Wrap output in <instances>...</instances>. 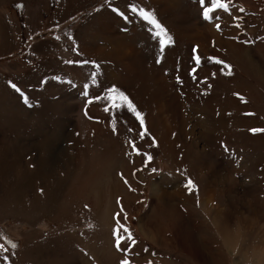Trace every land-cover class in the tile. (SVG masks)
Wrapping results in <instances>:
<instances>
[{"label":"rangeland","instance_id":"374dc122","mask_svg":"<svg viewBox=\"0 0 264 264\" xmlns=\"http://www.w3.org/2000/svg\"><path fill=\"white\" fill-rule=\"evenodd\" d=\"M132 3L173 37L163 53ZM213 15L199 0H0V264H264V0ZM112 86L143 127L88 104Z\"/></svg>","mask_w":264,"mask_h":264},{"label":"snow or ice","instance_id":"6c2138e0","mask_svg":"<svg viewBox=\"0 0 264 264\" xmlns=\"http://www.w3.org/2000/svg\"><path fill=\"white\" fill-rule=\"evenodd\" d=\"M110 3V0H109ZM199 5L202 7L203 9V18L206 21H211L214 18V13H216V11L218 9H222L225 12H229L230 8H231V0H208V2L206 3L205 0H199ZM128 7L130 8L132 13H138L140 17H142L145 21H148L149 24L154 26L155 29V36L159 38V43H160V48H161V53H163V50L165 48L166 45L172 44L173 41V37L168 33V30L157 20L154 12L152 11H148L145 10L143 7H138L137 4L132 3L130 5H128ZM114 11H117L119 13V15L121 17H123V19L125 21L129 20V17L127 15H125V13L123 11H120L119 9H113ZM240 11L243 12L244 9L241 7ZM216 19H219V17H216ZM215 27L217 28V30H220V24L216 23ZM56 39H60V37H56ZM193 51L195 52L196 49H193ZM195 59V63L197 66H199L201 64V57L199 55H196L194 57ZM210 60H213L215 63L217 64H224L225 68L229 69V74H231L230 72V65L225 64L224 61L219 60L215 57H210ZM159 62V61H157ZM66 63H74V61H66ZM79 63L81 64H88V63H92L93 66L97 69H99V65L95 63V61H88V60H83V61H79ZM196 73V68L192 69V75H193V79H195V74ZM214 75V74H213ZM96 76L97 73L93 72L91 75V80H92V84H96L97 80H96ZM177 80L179 81V77H177ZM11 83V82H10ZM11 86L17 91L21 93V96H23L24 99V103L28 104L29 106H31L29 104V98L28 96L24 95L23 92H21L20 88L17 87L16 84L12 83ZM89 84L85 83L83 85V91H82V95L85 97H89L90 93H89ZM210 87V85H209ZM101 100H105L107 101V106L103 109L105 112H108L110 110H114V109H120V108H124L126 107L127 110L131 113H133L136 117V119L139 120L140 125L143 127L144 126V118H143V114L137 110V107L133 104V102L129 99L128 95L121 91L118 87L116 86H112L110 88H107L105 90V93L103 95H93L88 99V104H92L94 101H101ZM87 114V113H86ZM248 115H252L251 113H249ZM112 126H113V130H115L116 127V121L115 118H113L112 120ZM251 131L253 133L256 132H261L264 133V128H252ZM146 134V129L145 132H141L140 136L141 138H143V136ZM131 147L132 149L139 155L141 154L139 149L137 148L136 144L134 141H131ZM225 150L227 151V146H225ZM148 160H151L152 157L150 155H148ZM152 171H156V169H153ZM186 187L189 188V190H191L192 188L195 187L194 183L191 181V179L188 180ZM42 191V190H41ZM121 211H123V209H121ZM119 213L116 214L117 220H116V226L114 229V235H115V246L118 250H121V242L124 241L125 242V248L123 249L124 251H129V249L127 248V244L128 242H130L132 245H135L137 243L136 239L134 238L132 232L129 230V228L126 225H123L120 223L118 217H119ZM124 218L127 219V214H124ZM121 231L123 232V234H121ZM5 240H7V237H3ZM9 243H11V246L13 248H16L18 245L12 241H8ZM0 251H4L6 252L7 249L5 248V246L3 244H0ZM145 251H147V249H145ZM3 259L7 262L8 261V256H4ZM121 264H131V260L129 258H124L121 261ZM149 264H151V262H149Z\"/></svg>","mask_w":264,"mask_h":264},{"label":"bare ground","instance_id":"6f19581e","mask_svg":"<svg viewBox=\"0 0 264 264\" xmlns=\"http://www.w3.org/2000/svg\"><path fill=\"white\" fill-rule=\"evenodd\" d=\"M199 31V30H198Z\"/></svg>","mask_w":264,"mask_h":264}]
</instances>
